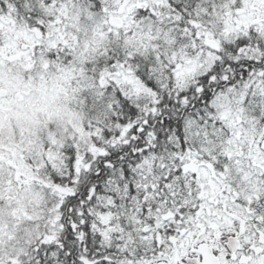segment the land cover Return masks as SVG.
Masks as SVG:
<instances>
[{
	"label": "snow or ice",
	"instance_id": "6c2138e0",
	"mask_svg": "<svg viewBox=\"0 0 264 264\" xmlns=\"http://www.w3.org/2000/svg\"><path fill=\"white\" fill-rule=\"evenodd\" d=\"M0 264H264V0H0Z\"/></svg>",
	"mask_w": 264,
	"mask_h": 264
}]
</instances>
